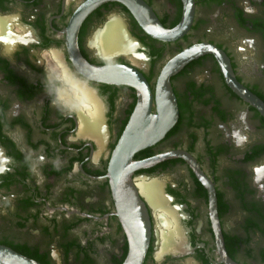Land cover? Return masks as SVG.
<instances>
[{
  "label": "flooded vegetation",
  "instance_id": "flooded-vegetation-1",
  "mask_svg": "<svg viewBox=\"0 0 264 264\" xmlns=\"http://www.w3.org/2000/svg\"><path fill=\"white\" fill-rule=\"evenodd\" d=\"M90 1L0 0V245L41 264H123L129 240L110 165L141 92L152 97L149 122L175 113L171 87L177 119L133 158L163 156L133 174L152 223L143 264H229L198 171L215 189L227 256L264 264V115L229 84L215 53L171 65L213 45L264 101V0ZM154 19L172 34L143 25ZM112 21L132 45L108 55L97 36ZM141 180L162 181L185 235L178 251L158 256Z\"/></svg>",
  "mask_w": 264,
  "mask_h": 264
},
{
  "label": "water",
  "instance_id": "water-1",
  "mask_svg": "<svg viewBox=\"0 0 264 264\" xmlns=\"http://www.w3.org/2000/svg\"><path fill=\"white\" fill-rule=\"evenodd\" d=\"M102 1L105 0H91L90 4L94 3L97 5ZM151 16L154 17L153 15ZM143 25L154 32H160L166 35H168V33L170 35L172 34V31H168L163 28L156 19H154L153 22L146 20V22H143ZM207 52H213L220 58L229 84L237 93H239L252 105L257 107L264 115V101L237 81L233 74L228 57L217 47L209 44L196 45L181 53L177 57V60L172 62L171 65H175V68L177 69L191 59H194ZM86 65L88 71H92L94 74L101 77H115V75H118L117 73H114L110 76V74L108 73L109 69H107L108 67L106 68L92 66L88 63H86ZM172 71V69H167V73H170ZM170 89L171 87H169V96L171 100L173 99L175 113L171 112L170 115L166 116L163 114H161L160 116H154L149 122L146 121L145 115L148 112V108L150 107L152 97L148 88H146L145 91L141 92V99L139 101L136 112L117 146L110 165L109 175L111 178L113 191L118 205L123 211L122 221L124 223L129 240V252L123 264H143L146 253L150 246L152 236V223L150 214L146 202L141 197V194L137 190V187L133 181V174L136 170L147 167L155 163L157 160L162 159L163 156L143 161H135L133 158L137 151L154 143L160 137H162L177 119L178 111L176 101L174 100L175 97ZM198 173L210 188L212 210L215 217V229L219 236V245L223 250L224 258L229 264H236L227 256L224 249L220 224L218 220H216L217 215L215 189L212 184H210V181L207 180L200 171H198ZM0 264L41 263L15 251L10 247L0 245Z\"/></svg>",
  "mask_w": 264,
  "mask_h": 264
},
{
  "label": "bare ground",
  "instance_id": "bare-ground-1",
  "mask_svg": "<svg viewBox=\"0 0 264 264\" xmlns=\"http://www.w3.org/2000/svg\"><path fill=\"white\" fill-rule=\"evenodd\" d=\"M127 38L128 37L124 38L121 26L116 21H112L103 31L98 34L97 42L99 47L102 48V51L109 55L120 48H122L123 51L124 49L127 51L130 50L132 42H130ZM88 125L90 124H87V126ZM138 185L141 192L153 206L156 214L157 227L159 229L158 234L160 238V249L158 251V256H162L163 253L168 251L173 250L172 252H174V250L180 248L182 243H184L185 235L180 229L179 219L177 217L176 211H174V209L169 206V198L164 193L162 181L141 180L138 182Z\"/></svg>",
  "mask_w": 264,
  "mask_h": 264
}]
</instances>
